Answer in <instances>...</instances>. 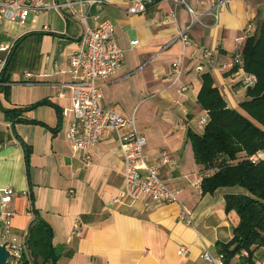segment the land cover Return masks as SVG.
I'll return each mask as SVG.
<instances>
[{
  "label": "crops",
  "instance_id": "crops-1",
  "mask_svg": "<svg viewBox=\"0 0 264 264\" xmlns=\"http://www.w3.org/2000/svg\"><path fill=\"white\" fill-rule=\"evenodd\" d=\"M110 3L102 15L113 23L124 57L118 72L101 82V106L135 117L138 131L146 138L140 169L157 167L159 176L178 190L189 221L178 203L158 204L147 198L113 202L123 187L115 133L103 134L89 150L88 163L83 152L66 139L65 130L74 120L72 114H62L70 110L72 96L66 53L78 47L80 37L78 24L68 21L63 31L55 30L60 37L51 39L52 47L44 54L40 52L50 32L40 29L41 36L32 35L40 46L36 53L33 48L35 56L28 61L32 70L25 71L33 74L34 85L20 84L24 73L21 78L14 77L11 69L4 73L5 64L0 69V186L14 191L9 203L15 212L12 233L27 240L35 219L44 220L52 232L55 256L43 264H211L201 255L207 251L217 256V242L229 241L238 222L234 211L225 212L224 198L243 190L221 187L204 194L194 185L205 171L194 160L187 131L200 128L197 121L202 109L197 95L202 73L211 75L228 106L237 108L244 99L246 88L230 71L231 57L244 45L240 37L246 23L252 21L256 28L264 19V0H230L219 8L216 24L211 4L186 0L204 14L189 29L187 45L175 39L190 20L184 6L177 9L174 22L165 21L167 3L138 15L124 13L120 0ZM132 40L137 43L130 47ZM182 55V82L190 84L186 91L171 75V63ZM8 56L0 52V58ZM198 65L203 66L202 72L196 71ZM41 99L52 105L16 116L4 113V109L24 108ZM163 155L169 157L167 164L159 163ZM182 247L187 250L184 255L179 252ZM238 263L236 256L231 264ZM24 264L40 263L34 262L27 249ZM254 264H264V248L254 252Z\"/></svg>",
  "mask_w": 264,
  "mask_h": 264
},
{
  "label": "built area",
  "instance_id": "built-area-1",
  "mask_svg": "<svg viewBox=\"0 0 264 264\" xmlns=\"http://www.w3.org/2000/svg\"><path fill=\"white\" fill-rule=\"evenodd\" d=\"M124 7L120 8L128 15L144 14L148 8L159 4L170 5L165 21L171 19L176 22L177 9L184 6L190 16L188 25L179 29L176 40L183 45L189 44V29L201 21L204 14H199L190 7L186 0H120ZM230 0H204L214 8L211 13L214 23H218V10ZM112 5L110 0H0V24L3 22L24 25L30 15H38L49 10H56L62 16L64 28L68 21L78 24L80 28L79 45L66 53V60L71 74L69 87L72 90L70 110H63L64 116L72 114L74 120L65 130V137L72 143L74 149L82 151L84 159L90 160L89 150L94 147L104 133L113 132L117 135L120 153L122 157L123 187L113 202L123 199L135 201L147 198L153 203L168 204L178 203L182 214L189 221L188 211L178 198V190L161 178L156 166H146L142 171L139 167L143 161L146 138L138 131L136 120L133 116H125L114 109L101 106L103 88L101 82L115 75L123 61L124 50L118 45L115 38L113 23L103 17L102 11L105 6ZM114 7H118L113 5ZM43 32L56 33L49 25H44ZM256 28L252 21H248L242 30L240 39L252 36ZM137 43L130 41V47ZM12 44H0V52H5L6 57L12 53ZM5 58H0V69L4 66ZM231 66H236V75L242 74L239 83L245 87L255 84L254 75L245 72L241 49H237L231 57ZM197 72L203 71V66H196ZM185 73V61L183 55L171 63V75L175 83L180 84V89L186 91L190 84L183 83ZM33 74L24 71V80L20 84L34 85L36 81ZM60 94V93H59ZM61 95V94H60ZM209 121L208 110H202L198 117V126L203 127ZM252 163L264 160V152H258L248 157ZM169 157L163 155L160 164H167ZM200 186L199 180L194 183ZM13 189L10 186H0V245L4 246L9 253L6 264H24L27 243L25 238H19L12 233V218L15 212L9 208ZM75 229L78 225L75 224ZM180 254L187 252L182 247ZM241 254H246L242 252ZM201 257L211 264H222V255H211L204 252Z\"/></svg>",
  "mask_w": 264,
  "mask_h": 264
},
{
  "label": "trees",
  "instance_id": "trees-1",
  "mask_svg": "<svg viewBox=\"0 0 264 264\" xmlns=\"http://www.w3.org/2000/svg\"><path fill=\"white\" fill-rule=\"evenodd\" d=\"M25 38L21 35L14 41L4 73L16 48ZM241 54L245 72L256 78L255 84L246 88L245 97L239 103L244 113L229 107L213 84L211 75L202 73L197 103L202 110H208L209 121L202 132L191 128L187 131L194 160L205 171L199 181L202 193H212L221 187H240L243 190L224 198L225 212L234 211L238 222L232 228L231 239L216 244L218 253L223 257L222 264H231L236 256H239L238 264H254V252L264 248V160L257 163L248 160L249 156L264 152V19L256 26L254 34L246 38ZM236 69L234 66L230 71ZM44 105L52 104L47 99H41L24 108L4 109V113L16 116L18 112ZM29 122L42 124L35 120ZM51 238L50 227L37 217L29 228L26 240L34 262L43 264L48 259L54 260ZM243 251L246 254H241Z\"/></svg>",
  "mask_w": 264,
  "mask_h": 264
},
{
  "label": "rangeland",
  "instance_id": "rangeland-1",
  "mask_svg": "<svg viewBox=\"0 0 264 264\" xmlns=\"http://www.w3.org/2000/svg\"><path fill=\"white\" fill-rule=\"evenodd\" d=\"M62 16L58 11L56 10H49L47 12L39 13L38 15H30L27 20L25 21L24 25H19L16 23H10V22H4L3 24H0V43L1 44H12L14 45V41L21 35L26 36V40L20 44V47L18 48L16 54L10 61V64L8 66V69H11V73L14 77H23V73L25 70H32L30 65L28 64V61L32 58V56H35L34 52L32 51L35 47V53L36 48H38V45L40 46V43H38V39L36 37H32V35L35 36H41V33L38 32L44 25H49L52 30H64V24L61 23ZM70 24V22H69ZM31 32H34L31 34ZM70 33V27H68L67 34ZM47 39L44 43V49L40 53H45L46 48L50 47L51 45V39L56 40L60 36H55L52 33L46 34ZM40 38V37H39ZM52 47V45H51ZM38 53V52H37ZM39 53V54H40ZM31 72V71H29ZM238 81H240L243 78L242 74L237 75ZM20 92V91H19ZM21 92H24V90H21ZM27 93L28 90H25ZM222 95V94H221ZM223 96V95H222ZM224 98V97H223ZM225 100V98H224ZM227 100V98H226ZM225 100V101H226ZM227 104V102H226ZM231 107V106H229ZM233 108V107H232ZM237 109L239 112L244 113V111L239 107V104L237 106ZM196 130V129H195ZM199 130L198 132H202V128H197ZM196 130V131H197Z\"/></svg>",
  "mask_w": 264,
  "mask_h": 264
},
{
  "label": "water",
  "instance_id": "water-1",
  "mask_svg": "<svg viewBox=\"0 0 264 264\" xmlns=\"http://www.w3.org/2000/svg\"><path fill=\"white\" fill-rule=\"evenodd\" d=\"M9 258V253L4 246L0 245V264H6Z\"/></svg>",
  "mask_w": 264,
  "mask_h": 264
}]
</instances>
